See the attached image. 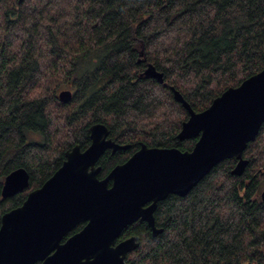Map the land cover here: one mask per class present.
I'll return each instance as SVG.
<instances>
[{
    "label": "trees",
    "instance_id": "16d2710c",
    "mask_svg": "<svg viewBox=\"0 0 264 264\" xmlns=\"http://www.w3.org/2000/svg\"><path fill=\"white\" fill-rule=\"evenodd\" d=\"M152 65L164 83L146 78ZM264 69V0H1L0 219L19 207L65 160L90 144L89 127L129 149L191 151L176 135L195 113ZM61 90L71 100L62 104ZM105 154L101 176L125 161ZM215 166L185 197L170 195L154 213L153 237L136 222L128 264H264V124L243 153ZM23 168L28 188L2 197L5 177ZM76 230V229H75ZM74 232V231H73Z\"/></svg>",
    "mask_w": 264,
    "mask_h": 264
},
{
    "label": "water",
    "instance_id": "95a60500",
    "mask_svg": "<svg viewBox=\"0 0 264 264\" xmlns=\"http://www.w3.org/2000/svg\"><path fill=\"white\" fill-rule=\"evenodd\" d=\"M143 75L164 83L163 74L150 64ZM171 91L188 113L176 139L196 140L191 151L141 143L124 164L98 179L95 164L102 154L128 146L109 138L104 124L91 125L90 145L83 151L79 145L66 151L52 176L30 191L19 207L2 215L0 264H128L126 256L138 242L134 236L117 242L124 229L141 221L156 237L162 232L154 221L159 202L170 195L185 197L222 161L235 159L230 174H243L248 165L243 153L264 124V69L225 90L199 113L177 90ZM57 98L66 104L72 93L61 90ZM28 185V173L18 168L5 177L2 197H12ZM259 196L264 204V189ZM80 222L87 223L61 243Z\"/></svg>",
    "mask_w": 264,
    "mask_h": 264
},
{
    "label": "flooded vegetation",
    "instance_id": "af4514ba",
    "mask_svg": "<svg viewBox=\"0 0 264 264\" xmlns=\"http://www.w3.org/2000/svg\"><path fill=\"white\" fill-rule=\"evenodd\" d=\"M116 143V142H115ZM118 144V143H117ZM90 145V144H89ZM88 145V146H89ZM118 145H120V146H124V145H121V144H118ZM140 145H141V142L140 143H138V145H137V147L136 148H134V149H129V146L126 148V149H122V150H116L115 152H112L110 149L109 150H106L103 154H102V156L103 155H105V154H110V155H112V154H115V153H117V152H126L128 149L130 150V153H126V159H125V161H123L122 163H120V164H117V165H115V166H118V165H122V164H124L134 153H136L139 149H140ZM148 147V146H147ZM85 150V149H84ZM81 151H83V150H81ZM101 156V157H102ZM101 157L99 158V160L97 161V163L95 164V168H99L100 170H99V173L97 174V178L98 179H104L107 175H108V173L106 174V175H103V176H101L100 174H101V168H100V165H99V162H100V159H101ZM114 166V167H115ZM113 167V168H114ZM112 170V169H111ZM110 172V171H109ZM111 185V183H109V186ZM160 203V202H159ZM158 203V204H159ZM150 203H148V204H146V205H144V207H147L148 205H149ZM158 204H157V206H158ZM156 212V211H155ZM141 222V221H140ZM86 223L87 222H80V223H78L72 230H70L64 237H63V239H62V241H61V243H63L65 240H67L69 237H71L72 235H74V234H76V233H78L85 225H86ZM143 223H145V222H143ZM146 224V223H145ZM76 229V230H75ZM74 231V232H73ZM121 240H124V239H118L117 240V242H119V241H121Z\"/></svg>",
    "mask_w": 264,
    "mask_h": 264
},
{
    "label": "rangeland",
    "instance_id": "374dc122",
    "mask_svg": "<svg viewBox=\"0 0 264 264\" xmlns=\"http://www.w3.org/2000/svg\"><path fill=\"white\" fill-rule=\"evenodd\" d=\"M57 95H58V93H57ZM263 189H264V182H263V184H262V186H261V188H260V192H261Z\"/></svg>",
    "mask_w": 264,
    "mask_h": 264
}]
</instances>
